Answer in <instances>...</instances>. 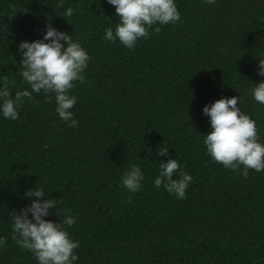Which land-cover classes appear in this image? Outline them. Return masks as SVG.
Masks as SVG:
<instances>
[{"label": "trees", "instance_id": "trees-1", "mask_svg": "<svg viewBox=\"0 0 264 264\" xmlns=\"http://www.w3.org/2000/svg\"><path fill=\"white\" fill-rule=\"evenodd\" d=\"M176 3L180 21L150 28L128 49L104 39L118 22L107 0H0V74L15 82L13 95L28 88L17 45L42 38L46 24L74 33L90 56L85 82L71 90L77 126L42 92L24 99L17 120L0 116V264H37L11 238L9 219L34 186L56 201L47 219L65 209L76 217L75 264H264V171L245 177L213 161L202 112L240 95L264 139V104L248 91L264 79L255 57L264 51V0ZM69 6L68 20L57 15ZM171 157L193 177L183 199L153 184ZM132 163L144 172L135 193L120 183Z\"/></svg>", "mask_w": 264, "mask_h": 264}, {"label": "clouds", "instance_id": "clouds-1", "mask_svg": "<svg viewBox=\"0 0 264 264\" xmlns=\"http://www.w3.org/2000/svg\"><path fill=\"white\" fill-rule=\"evenodd\" d=\"M216 0H204L205 4H215ZM113 5L118 22L104 30V39L119 42L128 49L133 48L140 38L150 36L149 29L159 32L160 25L174 24L181 19L176 0H107ZM61 6L63 0H60ZM74 9L69 6L60 14L68 20ZM155 26V27H153ZM22 65L19 76L28 88L15 91L10 87L14 81L7 74H0V116L17 120L19 109L25 98L33 93H44L46 98L55 100V112L70 127L78 125L71 109L77 96L71 94L75 82L84 83L85 69L90 56L74 33L45 25L42 38L22 40L17 45ZM257 75L264 77V51L255 55ZM251 97L264 104V79L253 81L248 89ZM202 112L209 118L211 131L203 136L206 153L225 168L240 170L247 176L249 170L264 171V139L258 133L256 121L240 106V95L221 97L205 104ZM161 156L168 155V149L158 150ZM242 166V167H241ZM175 174V178H174ZM193 177L183 171L177 159L171 157L159 162L158 174L153 180L155 187L175 194L179 199L186 191ZM144 172L139 164L132 163L121 173L120 183L130 192L142 187ZM30 203L9 213L11 238L21 248L34 256L37 264H75L79 254V241L74 239L68 228L76 223L71 209H65L62 219H47L50 210L56 208V201L49 198L43 187L26 189L22 198ZM5 245V237L0 236V248Z\"/></svg>", "mask_w": 264, "mask_h": 264}]
</instances>
